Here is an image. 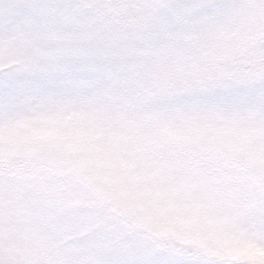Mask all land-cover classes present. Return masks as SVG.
<instances>
[{
  "label": "rangeland",
  "instance_id": "1",
  "mask_svg": "<svg viewBox=\"0 0 264 264\" xmlns=\"http://www.w3.org/2000/svg\"><path fill=\"white\" fill-rule=\"evenodd\" d=\"M0 168V264H264V0H0Z\"/></svg>",
  "mask_w": 264,
  "mask_h": 264
}]
</instances>
